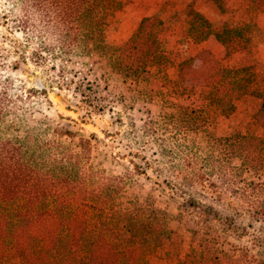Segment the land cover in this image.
Wrapping results in <instances>:
<instances>
[{"label": "rangeland", "instance_id": "374dc122", "mask_svg": "<svg viewBox=\"0 0 264 264\" xmlns=\"http://www.w3.org/2000/svg\"><path fill=\"white\" fill-rule=\"evenodd\" d=\"M34 1L37 6L33 7V0H0V81L11 83L10 97L15 102L11 111L17 117L14 124L7 117L6 125L12 126L7 129L12 131L2 136L24 139L29 132L76 155L88 140L89 171L123 179L125 188L112 202L106 203L108 198L96 190L95 194L91 190L77 195L80 214L87 204L90 222L88 232L84 229L85 240L98 241L107 233L106 223L125 224L127 220L121 217L154 209L159 222L171 226L173 234L164 239L149 264H188V251L195 240H205L219 253L239 259L240 264H264V252L257 242L263 235L264 216L256 209L260 211L262 206L255 197L250 200L237 191V195L224 197L230 203L224 207L217 202L216 192L217 163L225 153L220 140L239 134L264 144V125L257 117L263 100L245 94L234 99V104L220 107L216 101L201 98L207 79L213 80L219 64L235 69L253 63L250 58L254 55L255 62L263 65L255 73L264 77V30L249 28L251 15H256L245 6L249 0H150V15L164 21L160 36L172 53L166 61L171 80L146 73L139 84L113 71L107 49L124 45L137 32L148 15H135V9L146 8V0H93L92 15L104 17L97 33L105 35L102 47H107L106 52L82 53L83 45L63 59L49 53L33 29L34 21L39 25L46 16L58 13L59 0H46L45 8ZM197 15L230 30L238 24L242 36H226L229 41L224 44L212 35L196 44L188 36L189 22L199 20ZM259 22L264 29V19ZM228 47L233 49L231 54ZM193 57L186 66L184 61ZM233 78L229 73V80ZM202 176L206 185L200 182ZM246 177L264 182V177L252 173ZM208 193L216 198L219 210L235 215L245 228L241 237L225 234L216 222L198 223L188 215V198L212 202ZM118 212L121 214L116 215ZM118 231L111 233L116 241H120Z\"/></svg>", "mask_w": 264, "mask_h": 264}, {"label": "trees", "instance_id": "16d2710c", "mask_svg": "<svg viewBox=\"0 0 264 264\" xmlns=\"http://www.w3.org/2000/svg\"><path fill=\"white\" fill-rule=\"evenodd\" d=\"M37 1L39 7L42 4L43 8L46 7V0ZM34 2L31 3L33 7L37 6ZM58 2L56 15L46 16L39 25L34 21L33 25V29L45 41L47 51L56 56L59 54L62 59L73 53L74 47L81 48L83 45L82 53L106 52L107 47H102L105 35L103 31L102 34L97 33L104 25V17L92 15L94 1ZM245 6L256 14L251 15L254 17L249 21V28L263 31L259 21L264 19V0H249ZM197 16L199 20L189 22L188 36L196 44L212 35L224 44L229 41L226 36H242L239 35L242 28L238 24L230 30L225 24L215 26L211 20ZM246 16L251 18L250 15ZM163 25L164 21L158 15H148L124 45L108 48V61L113 71L135 84H139L146 73L170 82L166 61L170 60L172 53L160 36ZM216 28L220 31L214 32ZM232 51L228 47V54ZM250 59L253 63L235 69L219 64L212 75L213 80L207 79L201 98L210 103L216 101L221 107L234 104V99L245 94L255 95L263 100L257 117L264 125V77L255 73V68L263 65L260 61L255 62L254 55ZM194 60L193 57L184 61V64L187 66ZM231 72L234 80H229ZM175 83L179 82L173 81ZM10 89L9 81H0V264H149V258L157 254L164 239L172 236V227L160 223L153 209L151 213L121 217V220H127L122 225L110 226L106 223L105 235L96 242H92L90 237L86 241L83 233L84 229L88 232L90 222L87 204L86 211L83 209L80 214L77 195L90 194L91 190L95 194L96 190L98 195L108 198L106 203L112 202L115 194L125 188L123 179L117 176L104 177V171L95 174L89 171L87 162L90 161L91 148L88 140L81 153L76 155L68 153L59 145L57 149L29 132H26L24 139L3 137V132L11 130L7 127H12L6 125L7 117L14 120L12 124L17 119L11 111L15 102L10 97ZM68 135L72 136V133ZM256 139L236 134L220 140L225 153L220 163H217V202L226 207L230 203H226L224 197L230 193L237 195L239 191L247 194L250 200L255 197L257 204L262 206L256 212L264 216V198H261V194L264 196V182L246 177L247 173L264 177V144H257ZM200 182L206 185L207 180L202 176ZM212 182L214 180L209 181L211 185L214 184ZM208 195L213 197L212 193ZM83 198L87 202L86 197ZM98 199L102 200L100 197ZM212 200L207 202L202 198H188V215H192L198 223L216 222L225 234L241 237L240 231L245 228H242L235 215L223 213L214 204L216 198ZM119 214L121 212L116 215ZM116 228L121 233L117 232L120 241L111 235ZM128 233L133 236H128ZM85 241L86 245L82 246ZM257 242L264 252V230ZM211 245L205 240L193 241L188 251V264H240L239 259L219 253Z\"/></svg>", "mask_w": 264, "mask_h": 264}, {"label": "crops", "instance_id": "0c3cea01", "mask_svg": "<svg viewBox=\"0 0 264 264\" xmlns=\"http://www.w3.org/2000/svg\"><path fill=\"white\" fill-rule=\"evenodd\" d=\"M162 0H160L161 2ZM159 2V3H160ZM148 5V6H147ZM153 7L150 4V0H146V8H137L135 9V15H150L149 11L152 9Z\"/></svg>", "mask_w": 264, "mask_h": 264}]
</instances>
